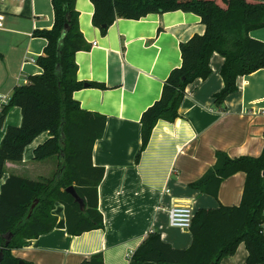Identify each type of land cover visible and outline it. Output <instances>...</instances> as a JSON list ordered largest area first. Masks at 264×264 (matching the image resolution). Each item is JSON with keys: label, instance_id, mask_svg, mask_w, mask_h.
I'll return each mask as SVG.
<instances>
[{"label": "crops", "instance_id": "0c3cea01", "mask_svg": "<svg viewBox=\"0 0 264 264\" xmlns=\"http://www.w3.org/2000/svg\"><path fill=\"white\" fill-rule=\"evenodd\" d=\"M75 6L87 45L75 55L77 80L104 86H85L73 94L83 110L106 118L104 135L93 149L94 166L105 171L98 187L104 227L71 236L65 208L57 204L55 228L12 254L25 264H80L97 253L103 254L105 264H133V254L151 233H158L174 249L186 250L192 245V234L170 225L172 208L188 207L196 213L239 206L242 201L244 172L224 180L217 198L191 188V184L215 165L218 152L232 159L262 154L264 69L239 77L237 91L218 107L214 96L224 88L221 69L225 60L214 53L211 75L187 87L179 117L174 122L157 123L137 163L143 113L161 98L171 71L181 67L180 45L195 35H204L206 26L198 15L179 10L149 14L140 20L119 18L103 35L93 25L92 2L76 0ZM0 12L5 15L4 29L0 30L1 117L14 89L43 73L36 60L44 54L47 41L36 33L52 29L54 11L52 0H7L0 4ZM250 36L264 42V28ZM22 121L20 108L7 112L0 128V145L8 127H20ZM49 138L47 132L42 133L27 146L21 162L5 163L0 192L11 176L35 182L56 176L57 156L34 159L35 149ZM247 259L242 243L235 255L224 258L221 264H246Z\"/></svg>", "mask_w": 264, "mask_h": 264}, {"label": "trees", "instance_id": "16d2710c", "mask_svg": "<svg viewBox=\"0 0 264 264\" xmlns=\"http://www.w3.org/2000/svg\"><path fill=\"white\" fill-rule=\"evenodd\" d=\"M90 1L94 5L93 25L103 35L119 18L140 20L149 14L179 10L198 15L206 26L204 35H195L180 45L181 67L171 71L161 98L143 113L137 163L157 123L160 120L174 122L179 117L187 87L211 75L210 60L214 53L225 60L221 69L224 88L214 96L218 107L237 91L239 77L264 69V42L250 36L252 31L264 28L262 1ZM75 5L76 0H52L54 25L51 30L36 33L47 41L44 54L36 60L43 73L16 87L1 112L0 128L13 107L21 109L23 121L20 127H8L0 145V180L5 163L21 162L27 146L44 132L50 138L35 149L34 159L43 161L57 156L59 169L52 180L35 182L11 176L2 186L0 252L3 259L0 264L24 263L12 252L55 228L58 219L53 211L57 204L65 208L67 232L71 236L104 227L98 187L105 171L94 166L93 149L104 135L106 118L83 110L73 98L74 92L85 86H104L77 80L75 55L87 49V45L79 28ZM239 172L246 174L240 205L198 210L189 229L193 238L190 248L174 249L158 233H151L133 254L132 263L221 264L224 258L234 256L243 243L248 251L246 264H264V149L257 158L232 159L218 152L215 165L191 184V188L217 198L222 182ZM71 186L83 199L84 211L66 192ZM80 264H105L103 254H94Z\"/></svg>", "mask_w": 264, "mask_h": 264}, {"label": "built area", "instance_id": "2783aa9c", "mask_svg": "<svg viewBox=\"0 0 264 264\" xmlns=\"http://www.w3.org/2000/svg\"><path fill=\"white\" fill-rule=\"evenodd\" d=\"M7 0H0V4ZM5 15L0 12V30L4 29ZM96 46V43L93 44ZM31 61L34 62L33 59ZM6 103V101H4ZM195 212L188 207H175L169 211V220L172 227L189 230L192 225ZM264 229V225H263Z\"/></svg>", "mask_w": 264, "mask_h": 264}, {"label": "water", "instance_id": "95a60500", "mask_svg": "<svg viewBox=\"0 0 264 264\" xmlns=\"http://www.w3.org/2000/svg\"><path fill=\"white\" fill-rule=\"evenodd\" d=\"M66 192L69 193V194L73 197L74 201H75L77 204H79L81 210L84 211V210H85V203H84L83 199H81V197L78 195L76 189H75L73 186H71V187H69V188L66 189ZM34 207H35V204L32 206V209H31V210H33ZM31 213H32V212H31ZM31 213H30V215H31ZM30 215H29V216H30ZM11 236H12V235H10L9 238H10ZM2 259H3V253H2V251H1V252H0V263H1ZM21 264H24V263H21Z\"/></svg>", "mask_w": 264, "mask_h": 264}]
</instances>
